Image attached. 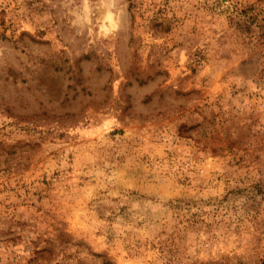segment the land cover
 <instances>
[{
    "label": "rangeland",
    "instance_id": "obj_1",
    "mask_svg": "<svg viewBox=\"0 0 264 264\" xmlns=\"http://www.w3.org/2000/svg\"><path fill=\"white\" fill-rule=\"evenodd\" d=\"M0 264H264V0H0Z\"/></svg>",
    "mask_w": 264,
    "mask_h": 264
},
{
    "label": "trees",
    "instance_id": "obj_2",
    "mask_svg": "<svg viewBox=\"0 0 264 264\" xmlns=\"http://www.w3.org/2000/svg\"><path fill=\"white\" fill-rule=\"evenodd\" d=\"M129 6H132V2L131 1L129 2Z\"/></svg>",
    "mask_w": 264,
    "mask_h": 264
}]
</instances>
